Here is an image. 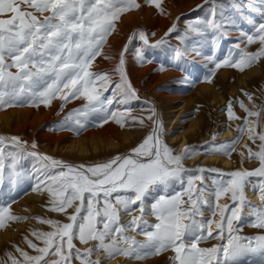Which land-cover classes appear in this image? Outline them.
<instances>
[{
	"label": "snow or ice",
	"instance_id": "obj_1",
	"mask_svg": "<svg viewBox=\"0 0 264 264\" xmlns=\"http://www.w3.org/2000/svg\"><path fill=\"white\" fill-rule=\"evenodd\" d=\"M146 3L159 10L162 0H146ZM211 3L209 17L197 18L188 25V31L205 37L211 34L215 44L226 33L229 22L222 18V13L218 18L215 0ZM138 8L137 0H0V110L17 106L39 107L41 104L48 107L54 99L70 101L83 97L86 104L76 110L75 115L87 117L89 113H101V126L115 120L123 128L129 121L123 118V112L110 106L114 102L124 105L139 99L124 72V53L121 52L115 69L120 74L119 82L114 83L107 73H95L90 68L114 30V21ZM175 28L173 24L165 36ZM241 36L244 39L235 44L237 51H230L222 61L215 62V68L230 66L244 71L264 58V23L255 27L252 34L241 33ZM139 37L149 48L166 43L162 38L155 45H150L142 31ZM185 38H188L187 33ZM241 43H245V47L242 48ZM254 43L259 44L258 50L247 51V45ZM176 55H182L181 51L176 50ZM110 89L113 97H104V92ZM117 95L119 99H114ZM247 98L252 100L250 95ZM241 107L244 108L243 104ZM125 111L130 116L132 109L129 107ZM150 111L151 115L146 119L152 120L155 110ZM227 111L232 118L231 102ZM244 111L248 117L259 118L264 107L260 111H248L246 108ZM67 119L72 120L73 114L70 113ZM144 119L130 116L132 123L141 125ZM75 123L79 128L85 127L79 119ZM244 123L248 124L247 119ZM253 125L247 129L249 140L255 143L259 139L261 143L258 152L246 148L248 159L255 158L260 164L251 171L224 173L212 168L198 169L201 175L191 173L184 168L182 161L195 152L185 149L180 155L174 154L161 139L158 121L153 122L152 132L128 154L116 155L105 162L74 166L46 155L40 157L34 152L27 153L46 161L44 167L50 169L43 178H37L33 191L46 190L51 198L48 210L65 215L69 222L37 218L53 229L32 233L44 246L39 247L25 238L28 247L38 254L30 255L17 247L19 258L9 255L11 264H73L74 260L79 264H102L90 257L102 252L109 259L123 255L139 260L165 251L174 254L171 257L173 264H239L240 258L247 253L264 252V235H235L238 229L233 227V220H239L240 210L247 206L255 217L251 226L264 229V207L252 206L245 196L246 186L251 185L254 192L260 193L259 199L264 205V180L253 183L248 179L264 177V134L257 132L259 119L253 121ZM238 130L243 133L246 128ZM10 139L16 151L6 153L5 148L0 147V189L4 185L6 167L14 170L18 159L25 155L22 150L27 146L18 137ZM235 143L234 140L210 147L212 152L222 151L230 156ZM6 144V138L0 136V145ZM32 147L35 148L36 144L33 143ZM9 158L11 163L6 165L5 160ZM205 171L216 172L220 177L213 178V189L203 184L202 173ZM225 176L230 178L223 179ZM9 179L14 182L12 174ZM185 179L187 186L182 192L166 194L174 182L183 185ZM197 180L201 181L199 186L194 183ZM229 194L232 205L216 203L214 206L219 210L220 221L215 222L217 231L213 234L211 226L214 221L198 220L197 217L204 215L202 206L213 208L208 197L218 202ZM184 196H187L186 200ZM150 200L149 213L145 205ZM70 208L73 209L71 213L68 212ZM121 210L131 216L126 224L121 221ZM135 211L140 215L132 216ZM149 214L155 218V223L149 224L144 219ZM212 214L215 216L217 212ZM18 219L11 215L9 206H0V228L4 227L6 220ZM127 231L143 235L145 239L137 241L124 235ZM209 238L221 243L212 247L199 246ZM77 239L81 244L89 241L96 244L81 252L74 243ZM51 256L58 259H48Z\"/></svg>",
	"mask_w": 264,
	"mask_h": 264
},
{
	"label": "rangeland",
	"instance_id": "obj_2",
	"mask_svg": "<svg viewBox=\"0 0 264 264\" xmlns=\"http://www.w3.org/2000/svg\"><path fill=\"white\" fill-rule=\"evenodd\" d=\"M137 3L140 4V8L122 14L119 20L114 21V30L106 38L101 54L93 61L90 68V71L95 73H107L114 83L119 82L120 74L115 69L119 65L121 52L124 53V72L127 73L128 81L139 99L131 100L124 105L114 102L110 106L113 110L123 112L125 120L129 121V124L122 129L124 135L117 141L118 147L126 146L121 153L110 152V154L106 150L92 152L89 148V140H82L83 130L75 123V120H81V117L75 115V111L84 108L86 101L83 97L60 102L59 106H55L52 100L48 107L41 104L39 107L17 106L0 110V136L7 140V144L0 147H4L6 153L15 152L16 148L12 147L11 137H18L27 145L22 150L25 155L18 159L15 169L6 167L4 185L0 189V206H9L11 215L20 218L15 221L6 220L4 227L0 228V264H11L9 255L19 258L17 247L30 255L38 254L28 247L25 238L43 247L44 245L32 233L48 232L53 229L40 223L37 218L52 219L61 223L69 222L65 215L48 210L51 207V198L46 190L33 191L37 186V178H43L44 173L50 169L44 167L46 161L27 153L34 152L40 157L46 155L74 166L105 162L116 155L128 154L152 132L153 122L158 121L161 139L174 154L180 155L185 149L195 152L182 161L184 168L193 174L201 175L198 169L215 168L227 173L251 171L260 166L257 159H248L246 155L242 158V169L239 170L237 159L241 158L242 152L239 146L244 133L254 126L253 121L259 119L257 132L264 134V111L259 118L248 117L244 111V108L248 111H260L264 107V58L244 71L230 66L217 69L215 62L222 61L230 51H237L235 44L244 39L241 33L252 34L255 27L264 23V0H215L218 18L222 13V18L229 22L226 33L219 37L215 44L210 38L211 34L205 37L188 31V25L197 18L209 17V10L213 6L211 0L208 3L205 0H162L159 10L155 6L148 5L146 0H137ZM173 24L176 25L175 31L165 36ZM141 31L147 36L150 45H155L162 38L166 43L155 48L146 47L139 37ZM240 46L245 47V43H241ZM258 48V43L247 45L249 52H256ZM176 50H180L182 55L177 56ZM162 67L164 70H161ZM248 95L252 97L251 101L247 98ZM104 97H113L112 90L104 92ZM114 99H119V96ZM229 102L232 105V118H229L227 111ZM129 107L132 109L131 117L145 118L142 125L131 122L129 114L125 111ZM150 109L155 110L152 120L146 119L151 115ZM70 113L73 114L72 120L67 119ZM96 117L101 121L103 114L98 113ZM245 119L248 121L247 125L244 123ZM240 127H245L246 130L241 133L238 130ZM221 131H228L230 135L218 136ZM64 133L73 135L62 137L59 146L53 147L45 139L46 135L59 136ZM234 140L236 143L233 149H230V156L224 155L222 151L211 150L210 146ZM182 141L184 146L179 147ZM33 143L36 144L35 148L32 147ZM260 143L259 139L255 143L249 140V143L243 147L251 148L255 153L259 151ZM82 144L88 151L87 154L69 152L61 148ZM96 155H99L98 158ZM222 162H227V165H223ZM10 163V158L5 160L6 165ZM10 174L14 182H10ZM202 175L203 184L208 189L214 188L213 178L220 179L216 172L205 171ZM229 178L223 177V179ZM248 179L256 183L264 180V177L254 176ZM194 183L199 186L201 181L197 180ZM186 186V179L183 185L174 182L166 190V194L182 192ZM249 186L252 189V186ZM183 198L186 200L187 196ZM208 199L212 202L213 208L203 206L204 215L197 219L213 220L211 230L215 234L217 231L215 222L220 221L219 210L214 208L215 204L219 203L223 206L232 205L233 202L230 194L222 197L218 202L213 197ZM150 202L151 200L145 205L149 213ZM213 211L217 212L215 216L212 214ZM241 211L242 209L240 219L233 220V227L238 229L234 234L243 237L264 235V229L251 226L255 222L251 210L244 217ZM68 212H73V209H68ZM124 215L126 217L122 218ZM139 215V211L132 213V216ZM120 218L126 224L131 216L121 210ZM144 219L149 224L156 222L150 214ZM124 235L133 237L137 241L145 239L143 235L132 236L129 233ZM90 242L92 241L88 243ZM74 243L81 252L96 244L95 241L91 245L81 244L78 239L74 240ZM220 243L219 240L209 238L199 246L212 247ZM103 254L97 252L90 259L99 260L103 264L106 261L101 259ZM173 255L171 251H165L139 260L126 258L123 255H117L110 260L115 264H173L171 259ZM48 259L56 260L58 257L51 256ZM73 264H79V261L74 260ZM239 264H264V252L258 250L247 253L240 258Z\"/></svg>",
	"mask_w": 264,
	"mask_h": 264
},
{
	"label": "bare ground",
	"instance_id": "obj_3",
	"mask_svg": "<svg viewBox=\"0 0 264 264\" xmlns=\"http://www.w3.org/2000/svg\"><path fill=\"white\" fill-rule=\"evenodd\" d=\"M53 101H54L55 106H59L60 102H63L60 99H54ZM38 114L40 115V113H38ZM97 115H98V113H89V115L87 117L80 116L81 121L85 123V127L82 128V130H83V134L81 135L82 140H89V143H90L89 148H91L92 152H97V150H103V151L106 150V152H108V153H110V152L111 153H121L124 149H126L125 148L126 146L124 145V147H120V146L118 147L117 141L122 137V135H124L122 129L124 127H126L129 124V122L125 123L123 128L120 127L118 124H116L115 120H110L108 123H104L101 126L99 123L100 120L96 117ZM70 135H73V134L64 133V134H61L59 136L46 135L45 139L48 140V142H49L48 144L55 147V146L60 145L62 137L70 136ZM229 135H230V132H228V131L227 132L221 131L218 133V136H221V137H223V136L228 137ZM249 135H250V132L247 130L244 133V136H243L242 141H241L240 146H239V148L241 149V152L243 154V155H241L240 159H237L238 160V164H237L238 166L237 167L239 168V170L242 169L241 168L242 167V158L245 157L246 155H248L247 150L243 146L249 143ZM183 146H184V141H182L180 143L179 147H183ZM61 148L65 151H69V152L75 151V152H77L79 154H83V155L87 154V152H88L83 144L82 145H69V146H66V147L64 146ZM98 156H97V158H98ZM223 165H227V162H224ZM245 196H246L247 203H250L251 205H255L257 207L258 206L264 207V205L261 204V201L259 199L260 193L258 191L254 192L252 189H250L249 185L246 186V188H245ZM202 208H203V206H202ZM241 213L243 214V217H244V215L250 213V208L247 206L243 207ZM124 217H126V215H124L122 218H124ZM125 233H129L132 236H137V233H135L133 231H127ZM93 243H94V241L88 243V245H91ZM101 259L106 260L103 262V264H115V262L110 260L105 254H103L101 256Z\"/></svg>",
	"mask_w": 264,
	"mask_h": 264
}]
</instances>
